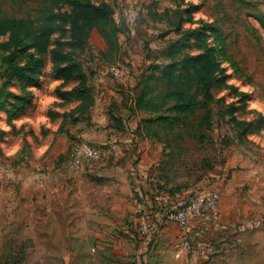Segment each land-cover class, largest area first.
<instances>
[{
    "label": "crops",
    "instance_id": "obj_1",
    "mask_svg": "<svg viewBox=\"0 0 264 264\" xmlns=\"http://www.w3.org/2000/svg\"><path fill=\"white\" fill-rule=\"evenodd\" d=\"M133 1L117 0L115 17L137 20L126 9ZM145 14L138 24L127 22V35L119 34L122 78L113 79L109 65L98 60L91 72L85 70L93 101L84 115L77 112L82 101L58 94L73 87H62L53 70L43 69L24 107L13 97L0 110V264H264V228L251 229V222L262 220L264 170L244 168L238 158L230 162L239 166L231 181L217 171L191 177L176 162L186 149L177 153L140 126L147 114L137 109V99L154 62ZM8 90L23 96L17 81ZM251 110L263 115L264 100H254ZM178 138L200 145L192 137ZM79 139L104 149L106 159L80 173H60ZM195 183L221 189L222 217L199 222L191 248L173 224L151 239L139 234L138 213L157 186ZM1 255L13 257L3 261Z\"/></svg>",
    "mask_w": 264,
    "mask_h": 264
},
{
    "label": "rangeland",
    "instance_id": "obj_2",
    "mask_svg": "<svg viewBox=\"0 0 264 264\" xmlns=\"http://www.w3.org/2000/svg\"><path fill=\"white\" fill-rule=\"evenodd\" d=\"M94 1H108L118 12L117 0ZM68 3V0H0V18L41 23L48 10L70 11ZM177 8L182 11L178 16L173 13ZM126 9L137 16V24L145 20V13L151 21L150 25H145L153 37V47L149 50L154 61L153 68L159 67V62L161 65H171L172 60L182 62L187 57L202 55L203 42L214 50L220 66V71L212 81L213 99L209 103L207 115L210 126L201 128L199 125L201 117L206 115L205 110L199 109L181 123L172 126L155 124L157 133H151V136L161 137L177 153L186 149L184 160L177 158L176 162L179 161L191 177L217 171L221 173V180L227 177L224 182L231 181L235 168L239 166L230 162L238 158L244 161V168L264 170V113L259 116L257 111L251 110L254 100H264V31L255 20L256 16L264 15V0H134ZM166 10L171 12L165 14ZM159 14L164 15L163 20H159ZM116 21L127 35L129 27L125 18L119 14ZM8 37L1 36L0 42H7ZM55 40L59 42L58 52L61 56L68 55L71 61L80 63L89 72L95 68L96 60L109 66L121 60H105L101 56L104 43L99 39H93L78 48L70 39L68 29L63 35L55 33L53 43ZM140 45L135 48L144 58ZM56 47H50L43 55L35 49L12 44L9 50L0 48V57L13 54L17 64H28L24 66L28 71L35 66L39 69L41 64L47 73L53 70L52 49ZM161 47L163 50H159ZM31 57L39 59L40 63H31ZM157 69H153L156 77L163 71ZM3 75L4 70L0 66V78L5 81ZM150 88L156 92L160 90L157 78L152 81ZM178 137H199L203 142L199 145L187 140L183 144ZM196 185L199 184L187 185L185 188ZM242 189L248 191L246 186H242ZM262 200L260 219H264V196ZM252 225L253 222L251 229ZM258 228H264V224ZM10 257L13 255H1V260Z\"/></svg>",
    "mask_w": 264,
    "mask_h": 264
},
{
    "label": "trees",
    "instance_id": "obj_3",
    "mask_svg": "<svg viewBox=\"0 0 264 264\" xmlns=\"http://www.w3.org/2000/svg\"><path fill=\"white\" fill-rule=\"evenodd\" d=\"M68 2L71 6L70 11L48 10L47 16L41 23L32 20L0 18V37L9 36L7 42H0V48L4 51L9 50L12 44H15L19 47L35 49L39 54L44 55L50 47L57 46L52 49L55 77L64 81L62 87H73L68 93H62L59 89L58 94L65 100H70L71 96H74L75 99L82 101L77 112L84 115L90 109L93 101L87 87V75L80 63L71 61L68 55L61 56L59 54V42L55 40L53 43V35L55 33L63 35L68 29L70 39L78 48L84 47L93 39H99L105 47L101 50V56L105 60H113L121 50L119 34L122 30L115 19V10L112 5L105 2L97 3L94 0H68ZM167 12L171 11L166 10L164 13L167 14ZM181 12L177 8L173 13L178 16ZM151 16H153L152 13ZM163 19L164 15L159 14V20ZM255 20L264 31V15L256 16ZM201 44L204 48L202 55L187 57L182 62L172 60L171 65L154 67L163 71H160L158 77L155 75L156 72L152 71L145 81L137 99V109L147 114V118L142 119L140 124L147 136L156 132L155 124L163 123L172 126L181 123L187 117L193 116L199 109L206 111V115L201 117L199 125L201 128L210 126L207 115L210 110L209 103L213 99L212 81L215 74L220 71V66L215 59L214 50L204 42ZM30 62L39 64L40 60L31 57ZM0 64L1 69L4 70L3 76H5V81L0 78V110H3L13 97L20 108L24 107L32 98L29 89L36 84L42 65H39V69L38 66H35L31 71H28L24 67L28 64L24 66L17 64L13 54L0 57ZM156 78L157 82H160L158 92L150 88L152 81ZM14 81L20 84L23 96L16 97L8 90ZM4 135V131L0 129V138ZM192 138L199 140V137ZM157 187L169 192L182 189L181 187L176 189Z\"/></svg>",
    "mask_w": 264,
    "mask_h": 264
},
{
    "label": "built area",
    "instance_id": "obj_4",
    "mask_svg": "<svg viewBox=\"0 0 264 264\" xmlns=\"http://www.w3.org/2000/svg\"><path fill=\"white\" fill-rule=\"evenodd\" d=\"M128 24H135L136 17H129ZM108 72L113 79H120L126 73V65L122 61L111 64ZM106 159L104 149L95 144L79 139L71 150L68 160L60 173H80L92 163H100ZM224 176V175H223ZM226 176V175H225ZM227 177H223L224 180ZM222 191L220 188L196 185L190 190L169 192L156 187L148 205L138 213L137 230L145 239L159 235L168 225H176L182 234L184 246L192 247V235L195 226L202 221L217 223L222 217ZM264 224V219L253 223L252 228Z\"/></svg>",
    "mask_w": 264,
    "mask_h": 264
}]
</instances>
